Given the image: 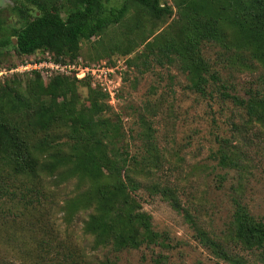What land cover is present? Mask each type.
Returning a JSON list of instances; mask_svg holds the SVG:
<instances>
[{"label": "trees", "instance_id": "obj_1", "mask_svg": "<svg viewBox=\"0 0 264 264\" xmlns=\"http://www.w3.org/2000/svg\"><path fill=\"white\" fill-rule=\"evenodd\" d=\"M112 1L119 4L109 6ZM11 10L13 19L0 13L3 71L39 61L42 54L59 64L115 66L119 60L120 73L176 68L191 90L204 94L209 84L222 87L223 71L264 70V0H13ZM257 77L259 85L251 84L246 98L232 99L264 132V71ZM98 83L74 72L45 78L40 69L0 76V221L12 207L17 215L31 209L34 216L19 236L30 229L32 250L17 243L8 226L0 230L9 246L28 251L21 264L116 263L117 255L93 263L87 240L93 249L114 254L149 251L150 263L143 254L139 264L168 263L169 235L153 228L136 191L160 192L176 211L182 207L172 186L159 185L153 176L142 180L159 168L149 125L141 132L144 148L132 151L121 115ZM226 145L223 141L216 151L222 164L235 159ZM43 175L55 178V186L76 180V192L60 206L63 229L53 219L56 189L46 186ZM20 200L25 205L18 207ZM79 210L86 213L81 233L71 227ZM184 215L192 223L189 212ZM196 228L199 242L228 264L264 260V220L245 205L234 209L227 238ZM230 242L252 260L230 252Z\"/></svg>", "mask_w": 264, "mask_h": 264}, {"label": "rangeland", "instance_id": "obj_2", "mask_svg": "<svg viewBox=\"0 0 264 264\" xmlns=\"http://www.w3.org/2000/svg\"><path fill=\"white\" fill-rule=\"evenodd\" d=\"M12 3L13 0H0V13L13 19ZM110 4L116 6L119 1ZM263 71H223L222 87L218 85L214 88L209 84L202 94L191 90L184 75L173 67L154 66L151 71L142 74L133 68L121 70L122 84L112 107L122 117L126 139L131 143L132 151L143 149L147 139L141 132L149 125L159 154V168L152 167L149 178L142 180L149 181L153 176L159 185L172 186L182 207V210L176 211L160 192L149 193L144 187L136 191L143 209L152 217L153 228L169 235L167 241L172 248L166 252L167 264H228L199 242L196 225L211 236L227 238L232 213L239 204L264 220L263 128L250 121L245 108L232 99V95L246 98L245 90L251 84L259 85L257 75ZM223 93H229L231 97ZM223 141H227L228 154L235 157L233 163L220 162L216 151ZM43 177L46 186L56 189L58 206L53 209V219L63 229L65 213L60 206L76 192V180L59 182L60 185L55 186L52 184L55 178ZM24 202L20 200L17 206H24ZM186 211L191 215L192 223L185 219ZM85 218L83 210L77 211L71 227L81 233ZM33 219L31 209L17 215L12 207L0 221V230L8 226L15 241L32 250L30 229L26 226L24 237L19 236L25 223ZM90 243L87 240L85 248L93 263L106 256L114 259L117 255L115 264H139L143 254H146V262L150 263L149 251L142 249L114 254L102 247L93 249ZM229 247L230 252L252 260V255L238 251L233 242ZM158 250L156 248L155 252ZM28 255V251L22 252L16 246H9L6 236L0 234V259L8 264H21ZM251 264H264V260L255 259Z\"/></svg>", "mask_w": 264, "mask_h": 264}, {"label": "built area", "instance_id": "obj_3", "mask_svg": "<svg viewBox=\"0 0 264 264\" xmlns=\"http://www.w3.org/2000/svg\"><path fill=\"white\" fill-rule=\"evenodd\" d=\"M47 54V52L45 53ZM43 59L39 61H25L22 64L17 65L10 70H0V76L5 74H11L15 72H30L34 69H40L42 71V75L45 78H49L52 75H66L74 72L77 78H81L86 74L94 76L95 79L98 80V84L102 90L108 94V102L112 105L115 104L117 100V92L120 87L122 75L118 70V65L121 64V61H117V65L109 66L106 62H101L99 64L85 65L78 63H67V64H59L50 60H46L44 58V54H42ZM119 71V72H118ZM95 86V83L92 84Z\"/></svg>", "mask_w": 264, "mask_h": 264}]
</instances>
